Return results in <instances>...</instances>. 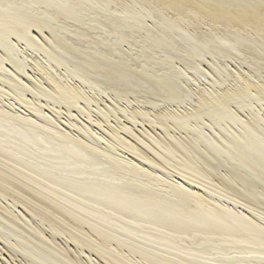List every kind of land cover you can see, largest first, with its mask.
<instances>
[{"label": "bare ground", "instance_id": "obj_1", "mask_svg": "<svg viewBox=\"0 0 264 264\" xmlns=\"http://www.w3.org/2000/svg\"><path fill=\"white\" fill-rule=\"evenodd\" d=\"M0 242L264 264V0H0Z\"/></svg>", "mask_w": 264, "mask_h": 264}, {"label": "rangeland", "instance_id": "obj_2", "mask_svg": "<svg viewBox=\"0 0 264 264\" xmlns=\"http://www.w3.org/2000/svg\"><path fill=\"white\" fill-rule=\"evenodd\" d=\"M202 82H205L204 79ZM0 254H2V256H0V262L2 264H18L20 262V258H17L15 259V261H13L7 253H5L4 251L1 252V245H0Z\"/></svg>", "mask_w": 264, "mask_h": 264}]
</instances>
